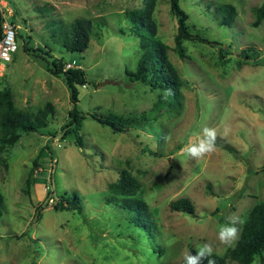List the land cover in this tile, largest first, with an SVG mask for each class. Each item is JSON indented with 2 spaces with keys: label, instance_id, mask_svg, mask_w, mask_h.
Listing matches in <instances>:
<instances>
[{
  "label": "rangeland",
  "instance_id": "obj_1",
  "mask_svg": "<svg viewBox=\"0 0 264 264\" xmlns=\"http://www.w3.org/2000/svg\"><path fill=\"white\" fill-rule=\"evenodd\" d=\"M262 1L178 0L190 31L214 40L183 39V56L173 48L177 19L169 1H155V36L167 45L182 80L179 99L163 101L159 88L124 73L134 69L141 51L130 13L144 0H0L17 44L0 88L10 89L19 109L45 101L54 108L46 127L21 133L1 153L0 264H180L189 247L195 253L204 243L224 253L219 226L243 221L256 201H264V17L252 24ZM219 2L235 7L229 26L217 23ZM77 16L90 18L96 34L82 51L70 52L50 30ZM23 38L65 67L82 68L77 107L118 116L121 129L87 115L81 146L72 132L62 134L71 105L67 88L43 58L22 49ZM204 127L215 128L217 142L235 151L216 144L214 153L198 160L182 152ZM122 167L139 180L136 196L147 205L153 233L134 225L110 189ZM72 190L80 211L53 207L56 194ZM182 196L192 202L191 213L169 207Z\"/></svg>",
  "mask_w": 264,
  "mask_h": 264
},
{
  "label": "trees",
  "instance_id": "obj_2",
  "mask_svg": "<svg viewBox=\"0 0 264 264\" xmlns=\"http://www.w3.org/2000/svg\"><path fill=\"white\" fill-rule=\"evenodd\" d=\"M156 0H144L142 7L132 10L130 13L133 22L134 32L141 36L139 39L140 54L136 60L134 69H124V73L130 80L146 82L153 87L159 88L163 93V101H177L180 97L179 87L182 80L174 65L166 55L167 45L155 36V22L152 11ZM169 8L177 19V31L173 37V48L176 53L183 56L182 40H198L211 42L197 33L191 32L186 21L187 13L180 7L178 0H168ZM46 8V7H43ZM42 8V9H43ZM253 25L258 24L264 17V0L254 7ZM217 13V23L219 25H231L236 14L235 7L230 2H219L215 5ZM3 16L0 13V36L2 34ZM57 22V21H56ZM93 32V22L88 17L77 16L68 22L53 23L50 35L58 39L60 45L70 52L82 51L88 44V40ZM23 37V36H22ZM26 38L22 39V49L27 53H32L45 60L47 70L54 76L61 77L67 91L70 107L67 109V120L60 125L62 134L73 133L74 141L81 146V134L79 132L81 121L87 115L95 119L100 124L108 125L113 130H120L122 119L118 116H100L93 112L80 110L76 102L78 100V85L85 82L82 68L78 66L65 67L64 62L51 54L48 50L39 46H26ZM221 43V42H218ZM221 45V44H220ZM252 50L251 47L247 48ZM239 65V63H237ZM54 108L49 101H45L33 110L19 109L14 105L12 93L8 87L0 88V164L3 162L1 153L9 145H12L21 133L36 131L46 127L48 117L53 113ZM50 134H52L50 132ZM63 137V135L61 136ZM221 147L234 150L227 142H217ZM51 157L50 143L46 144ZM235 151V150H234ZM264 171V161L260 165ZM139 180L126 168H120L116 180L110 182L111 191L119 196V206L129 212V216L138 228L153 233V221L150 218L147 205L143 199L136 196L139 188ZM3 197L0 192V207ZM53 207L72 208L80 211L82 204L76 191H63L53 197ZM171 209L191 213L193 211L192 202L187 197H177L169 202ZM240 235L234 248L227 247L222 254L213 252L210 259L215 264H229L227 259L235 260L238 264H249L253 260L254 254L261 258L264 264V201H256L246 212L239 229ZM188 252L194 251L192 247ZM187 252V253H188ZM180 264H184V258ZM205 264L207 262L205 261Z\"/></svg>",
  "mask_w": 264,
  "mask_h": 264
},
{
  "label": "clouds",
  "instance_id": "obj_3",
  "mask_svg": "<svg viewBox=\"0 0 264 264\" xmlns=\"http://www.w3.org/2000/svg\"><path fill=\"white\" fill-rule=\"evenodd\" d=\"M225 130V134L227 133ZM217 131L215 128L204 127L197 139L186 145L182 152L192 159H201L211 155L216 151ZM242 223L238 218H233L230 222L222 224L218 228L217 239L220 244L226 247L234 248L239 240L238 224ZM214 249L212 244L204 243L196 249L195 253L188 252L184 255V264H215L210 257L213 255ZM252 264H261V258L258 254H254Z\"/></svg>",
  "mask_w": 264,
  "mask_h": 264
},
{
  "label": "built area",
  "instance_id": "obj_4",
  "mask_svg": "<svg viewBox=\"0 0 264 264\" xmlns=\"http://www.w3.org/2000/svg\"><path fill=\"white\" fill-rule=\"evenodd\" d=\"M16 48L15 26L3 18L2 34L0 36V74L5 70L6 64L11 60L12 54ZM67 66H70V64H67Z\"/></svg>",
  "mask_w": 264,
  "mask_h": 264
}]
</instances>
